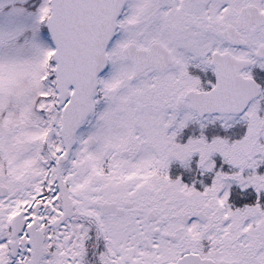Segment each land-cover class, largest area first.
<instances>
[{"label":"snow or ice","instance_id":"obj_1","mask_svg":"<svg viewBox=\"0 0 264 264\" xmlns=\"http://www.w3.org/2000/svg\"><path fill=\"white\" fill-rule=\"evenodd\" d=\"M0 264H264V0H0Z\"/></svg>","mask_w":264,"mask_h":264}]
</instances>
